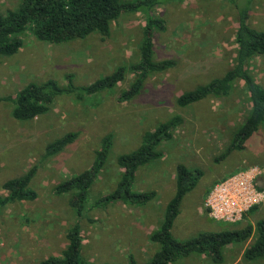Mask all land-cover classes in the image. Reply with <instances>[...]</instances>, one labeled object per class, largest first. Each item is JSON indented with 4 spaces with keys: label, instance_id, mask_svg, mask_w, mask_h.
Masks as SVG:
<instances>
[{
    "label": "rangeland",
    "instance_id": "374dc122",
    "mask_svg": "<svg viewBox=\"0 0 264 264\" xmlns=\"http://www.w3.org/2000/svg\"><path fill=\"white\" fill-rule=\"evenodd\" d=\"M20 2L0 0V14L16 10ZM250 4L249 26L264 31V0ZM148 17L161 18L166 24L165 31L152 33L154 59H170L176 65L150 74L136 98L120 100L121 92L135 78L127 72L113 90L82 100L72 95L58 97L46 115L30 122L14 120L12 106L0 103V197L7 196L1 189L3 182L32 167L36 174L30 188L37 195L32 202L0 206V264H39L59 256L66 247V232L75 223L80 226L84 259L95 264H128L131 254L137 263L147 262L159 249L148 236L158 228L174 194L179 164L199 169L202 177L181 203L171 230L176 240L264 221V204L250 209L236 224L214 221L204 208L212 186L248 168H257L256 186L264 190V127L246 141L243 150L215 162L248 115L250 102L243 83H235L232 92L222 98L208 97L185 108L176 105L179 95L223 76L233 65L238 24L234 8L226 1L187 0L147 12L122 14L111 23L110 35L105 38L93 34L54 45L26 33L18 53L0 57V97L13 96L29 83L46 80L64 87L69 75L74 86H87L119 66L128 68L138 62ZM248 70L264 86V58H254ZM173 116L182 118L181 126L170 141L159 146L162 157L137 171L133 184L134 191H155V199L144 207H94V202L110 193L120 178L116 158L135 150L145 132ZM71 132L77 138L69 148L52 158L44 156L48 143ZM107 136L113 142L110 155L89 192L85 213L78 219L69 205L71 196H57L52 190L88 169ZM249 244L250 240L227 246L221 264H264V259H243ZM174 264L215 263L207 256H191Z\"/></svg>",
    "mask_w": 264,
    "mask_h": 264
},
{
    "label": "trees",
    "instance_id": "16d2710c",
    "mask_svg": "<svg viewBox=\"0 0 264 264\" xmlns=\"http://www.w3.org/2000/svg\"><path fill=\"white\" fill-rule=\"evenodd\" d=\"M187 0H21L16 10H7L0 14V57H11L23 46L22 36L31 34L36 40L54 45L98 34L105 38L110 35L111 23L122 14L147 12L158 6L181 4ZM211 1V0H197ZM232 5L236 12L237 30L234 42L236 52L233 65L223 76L200 85L176 98V105L185 108L208 97L228 96L235 83L242 82L248 94L250 109L243 123L232 134L224 152L215 159L223 161L231 152L244 149L246 141L264 127V86L259 84L248 70L254 58H264V31L249 26L248 20L253 0H223ZM165 21L157 17H148L143 28L139 47V59L128 68L117 67L111 74L96 80L87 86L76 87L72 76H67L66 86H60L54 80L42 83H29L13 96L0 97V103L12 106L11 116L19 122H30L46 115L58 97L72 95L78 100L96 96L113 90L121 83L127 72L135 78L127 89L121 92V101H130L140 95L150 74L172 69L176 63L170 59H154L152 33L165 31ZM182 118L173 116L158 124L154 130L147 131L140 145L130 153L120 154L116 165L121 170L114 189L98 198L94 207L103 208L111 204L130 207H144L156 197L155 191H134L133 184L137 171L162 157L158 149L163 142L172 139L174 131L181 126ZM76 133H67L48 143L44 156L52 158L69 148L76 140ZM113 142L111 136L105 137L95 152L90 167L80 174L58 183L52 190L57 196L70 195L69 202L76 218L85 213L89 192L99 173L107 163ZM36 174L32 167L19 177L2 183L1 189L7 193L0 197V206L14 202H32L37 195L30 188ZM202 177L199 169H189L182 164L176 166L174 176V194L167 202L162 220L156 230L150 233L148 241L158 245L159 249L145 263H137L129 254L128 264H174L191 256H207L215 264L223 262L227 246L238 245L250 240L243 251V259L256 262L264 259V221L248 223L240 229L221 232L199 233L189 240H176L171 233L175 219L180 213L184 197L190 193ZM254 209L252 210V212ZM66 247L59 256H51L39 264H95L81 255L82 238L80 226L75 223L65 235ZM109 264V263H104Z\"/></svg>",
    "mask_w": 264,
    "mask_h": 264
},
{
    "label": "built area",
    "instance_id": "2783aa9c",
    "mask_svg": "<svg viewBox=\"0 0 264 264\" xmlns=\"http://www.w3.org/2000/svg\"><path fill=\"white\" fill-rule=\"evenodd\" d=\"M257 168H248L225 178L209 190L204 208L210 219L236 224L246 213L264 204V190L256 186Z\"/></svg>",
    "mask_w": 264,
    "mask_h": 264
}]
</instances>
